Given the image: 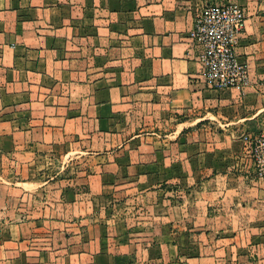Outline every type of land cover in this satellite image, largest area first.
<instances>
[{"label":"crops","instance_id":"crops-1","mask_svg":"<svg viewBox=\"0 0 264 264\" xmlns=\"http://www.w3.org/2000/svg\"><path fill=\"white\" fill-rule=\"evenodd\" d=\"M223 1L0 0V264H264V1L221 92L191 33Z\"/></svg>","mask_w":264,"mask_h":264},{"label":"built area","instance_id":"built-area-1","mask_svg":"<svg viewBox=\"0 0 264 264\" xmlns=\"http://www.w3.org/2000/svg\"><path fill=\"white\" fill-rule=\"evenodd\" d=\"M246 20V9L233 2L206 5L196 16L191 39L201 51L203 77L210 89L227 92L250 87L248 64L237 51ZM243 140L250 147L255 174L264 182V133L248 134Z\"/></svg>","mask_w":264,"mask_h":264},{"label":"rangeland","instance_id":"rangeland-1","mask_svg":"<svg viewBox=\"0 0 264 264\" xmlns=\"http://www.w3.org/2000/svg\"><path fill=\"white\" fill-rule=\"evenodd\" d=\"M263 1H264V0H263ZM227 2L239 3V2H237L236 0H232V1H223L222 4H223V3L225 4V3H227ZM219 4H220V3H219ZM239 4H240V3H239ZM241 5H242V4H241ZM242 6L246 9V7H245L244 5H242ZM246 17H247V10H246ZM130 109H131L132 111H134V112H137V111H143V110H142V107L139 108L138 106H136L135 109H134V106H131ZM136 125H137V123H136ZM199 126H201V125H199ZM263 128H264V127H263ZM249 130H250V129H249ZM242 133H243L242 131L239 132V135L241 136ZM179 196H180V194H178V195L175 196V197H179ZM175 197H174V198H175ZM174 198H173V199H174ZM176 200H178V198H176ZM175 264H178V263H175Z\"/></svg>","mask_w":264,"mask_h":264}]
</instances>
